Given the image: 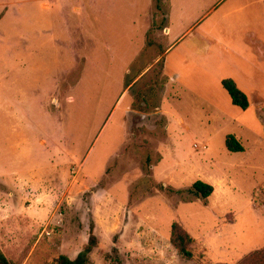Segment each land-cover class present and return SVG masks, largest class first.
I'll return each instance as SVG.
<instances>
[{"label": "rangeland", "instance_id": "374dc122", "mask_svg": "<svg viewBox=\"0 0 264 264\" xmlns=\"http://www.w3.org/2000/svg\"><path fill=\"white\" fill-rule=\"evenodd\" d=\"M213 1L188 5L177 33ZM168 8L0 0V248L13 263L75 259L92 224L88 264H240L264 250L263 100L246 80L250 106L234 107L217 78L238 59L209 52V25L220 18L221 48L229 17L209 13L166 52ZM197 180L214 185L208 200L187 191ZM176 222L192 259L171 242Z\"/></svg>", "mask_w": 264, "mask_h": 264}, {"label": "crops", "instance_id": "0c3cea01", "mask_svg": "<svg viewBox=\"0 0 264 264\" xmlns=\"http://www.w3.org/2000/svg\"><path fill=\"white\" fill-rule=\"evenodd\" d=\"M199 1L200 0H168V25L166 26V31L168 36L175 35L176 38L173 40L172 44L168 45L166 52L175 49L177 43H179L189 32H191V30L198 24V22H200L202 18H204V16L209 13L217 14L219 12L217 5L220 4L222 0H214L211 2L212 4L215 3L211 8L206 10L200 17L192 18V20H198L194 25L186 27L177 33V22L187 19L188 14L185 12L187 11V6L191 4L193 9L196 6L200 7L202 3ZM217 1L218 3L216 4ZM224 2L226 5L222 10H220V14L217 15H219L218 17H229L228 22H230V30L227 31L226 36L230 38V40H227V44L221 46V48L217 46L221 40L220 36H222V31L217 30L220 25V22L218 21L220 18H217L218 20H214L210 23L209 33L210 35L216 34L219 39L212 37L213 41H210L209 52H212L213 55L214 53H220L221 50L230 51L236 55L238 62H231L227 66H223L224 59L217 57V61L214 64H220L223 66L218 68L220 75L217 78L222 86L224 79L234 80L242 91L244 90L242 82L246 83V80H248L251 81L249 83H256L258 85L255 84V86L251 87L248 86L249 83H247L244 91L247 93L258 92V100L264 101V0H225ZM239 31L243 33L245 37H239ZM206 51L207 50H205V52ZM185 52L194 56V51L189 47H187ZM195 52L199 53L197 50ZM223 52L225 53V51ZM199 57V61H207V57L200 55ZM223 88L225 89L224 86ZM226 92L230 97L232 106L239 107L233 103L229 92L227 90ZM263 101L258 104L261 109H264ZM235 136L239 138L237 135Z\"/></svg>", "mask_w": 264, "mask_h": 264}, {"label": "trees", "instance_id": "16d2710c", "mask_svg": "<svg viewBox=\"0 0 264 264\" xmlns=\"http://www.w3.org/2000/svg\"><path fill=\"white\" fill-rule=\"evenodd\" d=\"M223 86L229 92L232 101L235 105L246 110L250 106L248 95L242 91L236 82L232 79H224ZM226 145L229 151L243 152L245 150L243 144L235 135H228L226 138ZM214 185L204 180L195 181L187 191L195 197L203 200H208L214 193ZM179 192H182L179 190ZM94 224L91 225L89 240L84 250L81 251L75 259H71L67 255H60L57 259V264H88L90 261V254L99 244V238L95 234ZM171 242L178 249L180 254L187 258H193V237L188 234L179 223H174L172 226ZM0 264H15L5 255L0 248ZM121 264H123L121 262ZM240 264H264V250H258L250 254Z\"/></svg>", "mask_w": 264, "mask_h": 264}]
</instances>
